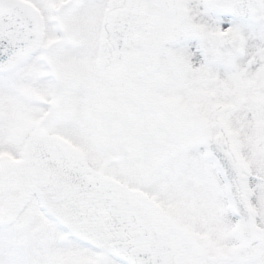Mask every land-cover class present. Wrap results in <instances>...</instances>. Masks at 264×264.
Masks as SVG:
<instances>
[{"label": "snow or ice", "instance_id": "snow-or-ice-1", "mask_svg": "<svg viewBox=\"0 0 264 264\" xmlns=\"http://www.w3.org/2000/svg\"><path fill=\"white\" fill-rule=\"evenodd\" d=\"M0 264H264V0H0Z\"/></svg>", "mask_w": 264, "mask_h": 264}]
</instances>
